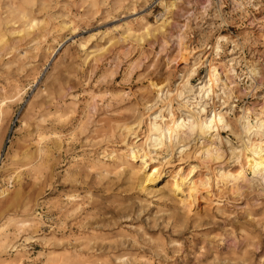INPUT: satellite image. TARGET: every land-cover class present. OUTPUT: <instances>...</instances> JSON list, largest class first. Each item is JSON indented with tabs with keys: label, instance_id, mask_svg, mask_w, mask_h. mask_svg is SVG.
<instances>
[{
	"label": "rangeland",
	"instance_id": "obj_1",
	"mask_svg": "<svg viewBox=\"0 0 264 264\" xmlns=\"http://www.w3.org/2000/svg\"><path fill=\"white\" fill-rule=\"evenodd\" d=\"M199 58L239 62L234 96L201 105L233 122L264 109V0H0V264H264L263 181L194 194L203 160L218 167L208 137L150 188L144 140L124 144L158 99L151 83L174 92ZM236 137L215 143L227 162Z\"/></svg>",
	"mask_w": 264,
	"mask_h": 264
},
{
	"label": "bare ground",
	"instance_id": "obj_2",
	"mask_svg": "<svg viewBox=\"0 0 264 264\" xmlns=\"http://www.w3.org/2000/svg\"><path fill=\"white\" fill-rule=\"evenodd\" d=\"M180 39L182 40L183 37L180 36ZM227 40L226 36L218 37L214 51L220 52L222 48L219 43L227 42ZM238 63L232 60L227 66L221 67L219 64L213 63L212 60L205 63L200 58L196 59L193 65L180 76V81L174 92L170 91L167 85L159 86L154 82L151 83V87L157 91L156 103L149 108L146 107L148 109L146 117L137 119L136 126L135 124L125 125L122 128L125 132L124 144L138 148L136 142L143 139L142 149L151 155L152 161H156L155 163L158 164L148 170L144 176L143 184L150 188L158 185L165 176L167 169L165 171L163 169L168 165L169 158L172 159L174 156L172 154H183L192 144L205 142L208 137L209 142L207 143L210 146L208 149H210V155L215 153L217 160L215 165L218 167L217 169L212 168L213 163L208 158L203 160L202 165L208 167L212 173L198 174L195 187L192 190L194 194L203 192L205 189L212 192L215 187L228 188L229 186L232 190L240 192L243 184L249 183L250 185L253 181L259 184L264 182V145L262 144L264 109L254 111L249 108H242L241 115L236 119V122H233L229 119V115L227 116V112L216 105H212L211 108L207 107L210 103L201 105L202 100L205 98L208 100L210 96H212L210 99L220 98L218 94L220 91L226 99H230L234 91L230 90L229 86L235 82H231L229 74L233 76L236 74ZM205 64L206 74L204 77H199L200 68L205 67ZM222 101H224L223 105L228 104L226 100ZM175 104L177 107L174 106ZM251 116H254V123L250 120ZM143 123L146 125V132L144 137L140 138L141 134L136 129ZM224 131H229L233 136H238L236 138L245 135L247 139H243L244 146L241 150L237 149V151L235 146L229 147L232 158H229L228 162L233 159V164L230 165L227 164V158L223 155L222 147L215 145L218 141L222 143ZM112 158L114 157L112 156ZM210 158L213 159L212 156ZM197 173V166L191 163L188 171L181 172L175 179L180 183H185L186 187V184H189ZM19 226L25 228L31 226V223L28 221L20 222Z\"/></svg>",
	"mask_w": 264,
	"mask_h": 264
},
{
	"label": "built area",
	"instance_id": "obj_3",
	"mask_svg": "<svg viewBox=\"0 0 264 264\" xmlns=\"http://www.w3.org/2000/svg\"><path fill=\"white\" fill-rule=\"evenodd\" d=\"M5 160V151L0 155V165L4 163Z\"/></svg>",
	"mask_w": 264,
	"mask_h": 264
}]
</instances>
